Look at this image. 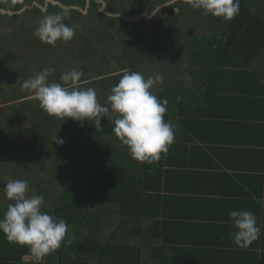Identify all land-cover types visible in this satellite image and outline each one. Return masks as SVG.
<instances>
[{"label":"trees","instance_id":"1","mask_svg":"<svg viewBox=\"0 0 264 264\" xmlns=\"http://www.w3.org/2000/svg\"><path fill=\"white\" fill-rule=\"evenodd\" d=\"M159 3L0 0V218L11 203L4 185L27 180V195H42L43 210L63 218L66 239L74 237L70 246L62 242L50 254L48 264H264L262 241L261 250L223 252L168 245L158 231L150 235L156 226L145 228L143 218L152 216L148 205L157 190L149 186L157 171H150L157 160L131 157L113 132L114 115L104 116L98 128L88 120L81 126L49 116L21 87L46 67L56 70L49 82L60 83L62 73L75 69L83 73L78 86L94 88L98 103L110 107L111 88L125 70L145 78L159 74L162 80L150 91L167 102L165 120L173 124L174 105L184 101L177 92L179 76L198 73L200 81L222 64L264 72V0H240L239 14L230 22L177 0L161 6L158 18L147 23ZM60 12H67L64 23L75 28V36L54 46L41 42L34 30L46 15ZM186 39L190 49L183 46ZM223 55L259 61L222 62ZM55 132L63 144L53 141ZM28 253V246L9 243L0 232V264H24L19 262Z\"/></svg>","mask_w":264,"mask_h":264},{"label":"crops","instance_id":"2","mask_svg":"<svg viewBox=\"0 0 264 264\" xmlns=\"http://www.w3.org/2000/svg\"><path fill=\"white\" fill-rule=\"evenodd\" d=\"M149 32L146 25L145 34ZM247 59L259 61L250 55H223L220 60L236 63ZM198 75L185 73L177 81L179 99L184 101L174 105L171 117L174 142L167 153H161L157 169L150 171H157L149 186L157 192L152 193L156 196L148 205L152 216L143 218L144 227L156 226L149 234L158 231V238L168 245L223 252L261 250L264 72L222 64L200 81ZM240 209L253 212L261 228L259 238L247 248L236 247L228 235L233 230L229 213ZM51 258L48 255L38 261L28 253L19 263L48 264Z\"/></svg>","mask_w":264,"mask_h":264},{"label":"clouds","instance_id":"3","mask_svg":"<svg viewBox=\"0 0 264 264\" xmlns=\"http://www.w3.org/2000/svg\"><path fill=\"white\" fill-rule=\"evenodd\" d=\"M177 0H167L156 4L150 16H155L161 6L175 5ZM191 8L201 10L205 16L219 17L230 22L239 14L240 0H182ZM106 6V5H105ZM103 10V9H102ZM179 12V8L175 9ZM67 12L46 15L34 30L41 42L55 45L58 40L70 41L75 36V28L64 23ZM55 68L46 67L35 76L25 80L21 87L39 101L40 108L49 116L67 120L71 118L83 126L85 120L101 126L106 115H114L113 132L134 160L152 162L159 160L161 153H167L174 142V126L165 120L166 101H161L150 91L162 77L145 78L140 72L125 70L118 83L112 86L108 96L109 106L97 101L94 88H80L83 75L75 69L64 72L60 82H49L48 77ZM66 118V119H65ZM53 141L63 144L57 137ZM4 196L11 201L3 218H0V232L9 243L28 246L36 260H41L61 247L70 246L74 237H68V225L63 218H57L43 210L42 195L28 196L27 180H11L3 187ZM232 231L229 238L239 248H247L261 234L256 215L249 210H234L229 213Z\"/></svg>","mask_w":264,"mask_h":264},{"label":"rangeland","instance_id":"4","mask_svg":"<svg viewBox=\"0 0 264 264\" xmlns=\"http://www.w3.org/2000/svg\"><path fill=\"white\" fill-rule=\"evenodd\" d=\"M52 0H47V3L48 2H51ZM154 2H164V0H153ZM55 4H57V3H55ZM160 9H163V8H160ZM103 10H105L104 8H103ZM149 17H151V16H147L146 17V20H150V18ZM158 18V17H157ZM205 26H207V23L205 24V25H203L202 27H205ZM187 38H189V37H187ZM195 39V38H194ZM193 38L191 39L192 40V43H194L195 42V40H194ZM182 42V41H181ZM185 42V44H183V46L184 47H188V49H190V44H189V42L187 41V39L184 41ZM104 54H106V56H108L109 54H107V53H104Z\"/></svg>","mask_w":264,"mask_h":264}]
</instances>
